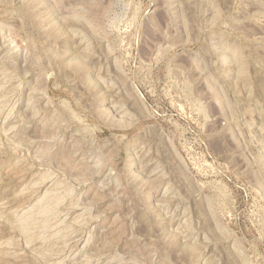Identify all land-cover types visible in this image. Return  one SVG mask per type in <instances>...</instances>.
<instances>
[{
	"label": "rangeland",
	"instance_id": "obj_1",
	"mask_svg": "<svg viewBox=\"0 0 264 264\" xmlns=\"http://www.w3.org/2000/svg\"><path fill=\"white\" fill-rule=\"evenodd\" d=\"M0 264H264V0H0Z\"/></svg>",
	"mask_w": 264,
	"mask_h": 264
}]
</instances>
